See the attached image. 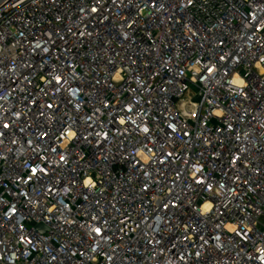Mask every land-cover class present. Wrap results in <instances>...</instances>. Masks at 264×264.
Wrapping results in <instances>:
<instances>
[{
    "label": "built area",
    "instance_id": "built-area-1",
    "mask_svg": "<svg viewBox=\"0 0 264 264\" xmlns=\"http://www.w3.org/2000/svg\"><path fill=\"white\" fill-rule=\"evenodd\" d=\"M0 264H264V0L4 3Z\"/></svg>",
    "mask_w": 264,
    "mask_h": 264
},
{
    "label": "water",
    "instance_id": "water-1",
    "mask_svg": "<svg viewBox=\"0 0 264 264\" xmlns=\"http://www.w3.org/2000/svg\"><path fill=\"white\" fill-rule=\"evenodd\" d=\"M7 1H9V0H0V7H1L4 3H6ZM39 228L42 229V226H39Z\"/></svg>",
    "mask_w": 264,
    "mask_h": 264
}]
</instances>
